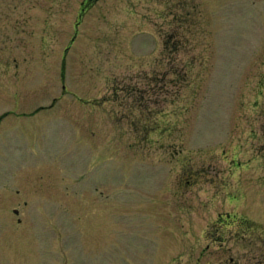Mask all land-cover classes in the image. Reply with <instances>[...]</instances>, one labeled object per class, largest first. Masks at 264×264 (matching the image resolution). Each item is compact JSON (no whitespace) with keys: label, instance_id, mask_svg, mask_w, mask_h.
I'll return each mask as SVG.
<instances>
[{"label":"rangeland","instance_id":"1","mask_svg":"<svg viewBox=\"0 0 264 264\" xmlns=\"http://www.w3.org/2000/svg\"><path fill=\"white\" fill-rule=\"evenodd\" d=\"M0 264H264V0H0Z\"/></svg>","mask_w":264,"mask_h":264}]
</instances>
